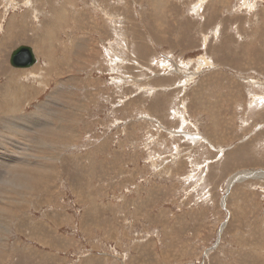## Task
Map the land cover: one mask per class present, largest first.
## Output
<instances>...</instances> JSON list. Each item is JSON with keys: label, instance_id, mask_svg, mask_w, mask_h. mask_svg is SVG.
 <instances>
[{"label": "rangeland", "instance_id": "rangeland-1", "mask_svg": "<svg viewBox=\"0 0 264 264\" xmlns=\"http://www.w3.org/2000/svg\"><path fill=\"white\" fill-rule=\"evenodd\" d=\"M0 102V264H264V0H0Z\"/></svg>", "mask_w": 264, "mask_h": 264}, {"label": "water", "instance_id": "water-1", "mask_svg": "<svg viewBox=\"0 0 264 264\" xmlns=\"http://www.w3.org/2000/svg\"><path fill=\"white\" fill-rule=\"evenodd\" d=\"M37 58L35 56L32 46L27 44H21L16 47L10 56V63L14 67H30L35 64Z\"/></svg>", "mask_w": 264, "mask_h": 264}, {"label": "bare ground", "instance_id": "bare-ground-1", "mask_svg": "<svg viewBox=\"0 0 264 264\" xmlns=\"http://www.w3.org/2000/svg\"><path fill=\"white\" fill-rule=\"evenodd\" d=\"M14 99V98H13ZM1 103V102H0ZM5 103V102H4ZM6 103H7V101H6ZM10 103H11V101H10ZM3 106H4V104H3ZM5 106H6V104H5ZM7 106H8V104H7ZM12 110V109H11ZM10 110V111H11ZM13 110H14V108H13ZM10 111H7V112H10ZM13 112V111H12ZM15 113V112H14ZM16 149V148H15ZM5 165V164H4ZM251 176V174H246L245 176H241V177H238V179L237 178H235V180L236 181H239L241 178H247V177H250ZM262 176H264V175H262ZM47 177V176H46ZM16 179V178H15ZM18 179H19V177H18ZM15 182V181H14ZM18 184H19V182L16 184V186H18ZM21 186V185H20Z\"/></svg>", "mask_w": 264, "mask_h": 264}]
</instances>
